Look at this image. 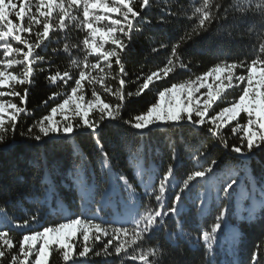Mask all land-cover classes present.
Returning a JSON list of instances; mask_svg holds the SVG:
<instances>
[{
    "label": "trees",
    "instance_id": "1",
    "mask_svg": "<svg viewBox=\"0 0 264 264\" xmlns=\"http://www.w3.org/2000/svg\"><path fill=\"white\" fill-rule=\"evenodd\" d=\"M36 1H29L32 9L36 7L32 5ZM218 2L227 11L222 9L219 18L200 30L197 28L198 20L194 10L201 6L202 0H150V7L134 26V29L140 31H133L132 41L122 54L127 76L125 102L120 118L103 124L95 134L86 127H80L73 134L44 138L43 142H38L30 138L28 129L47 115L53 106L51 103L46 106L44 102L52 93H58L56 103L61 102L70 94V87L74 84V80L68 86L60 81L53 86L47 77L57 71L61 74L69 71L72 77L78 78L79 70L85 64L82 47L68 53L63 51L66 44L76 45L83 40L85 31L79 27L80 20L69 22L66 29H58L55 25L59 23V8L54 7L49 20L54 23V29L45 41L46 46L35 49L36 56L43 60L34 64L30 83L19 85L9 81L2 86L5 91L4 100L27 109L26 113L17 117L14 131L9 119L5 121L7 131L3 133V141H0V231H9L17 252L19 241L25 234L77 216L93 220L109 229H131L134 221L113 223V220L122 221L135 213L143 214L148 209L160 207L155 196L150 193L158 189L170 164L174 167V173L168 183L165 211L192 171L207 168L212 161H216L218 166L207 180L198 178L184 190L180 216L168 217L165 227L156 231L152 239L130 245L120 256H96V252H100L107 243L105 238L103 242H91L92 251L86 258H79L78 252L82 250L84 242L78 233L70 241L74 244V256L77 260L86 261V264H139V260L133 261L131 257H139L142 252L162 243L163 254L158 252L156 256L150 257V264H253V252L258 253L260 264H264V150L256 149L244 157L232 152L231 147L240 145V136L243 134L232 132L236 122H230L221 129L222 140L206 134L207 127L211 125L201 129L183 123L179 126H151L146 130H135L125 123L135 115L144 113L150 104L156 102L158 92L172 82L194 79L220 62L250 63L257 58L261 44H264V17L259 13H249L247 18L242 19L235 9L237 0ZM260 2L264 3V0ZM64 3L67 4V0ZM135 7L139 9V0H136ZM212 11L215 12L216 8L213 7ZM72 14L83 18L82 9H73ZM111 15L112 18H120L118 14ZM12 19L15 21L16 18ZM161 19L165 23H160ZM23 23L27 26V19ZM108 23L110 21H103L97 26L106 27ZM37 31H42V28L34 27L31 33L21 35L35 45ZM189 35L191 39L187 38ZM180 37L185 38L180 57L188 67L177 68L167 81L156 82L146 95L129 97L128 93L137 91V77L163 67L170 56L171 45L177 43ZM7 42L27 51L25 45L11 38ZM3 43L0 41V63L5 60ZM161 44L166 47L161 48ZM106 45L111 46L109 43ZM154 48L158 51L153 52ZM8 58L23 59L15 53H10ZM73 61H77L80 68ZM87 63H96L94 54L88 57ZM101 67L105 66L101 63ZM24 69L25 64L21 63L13 64L8 71L21 75ZM90 71L93 76L104 77L101 83L95 85L101 99L111 106L119 103L118 97L103 91L104 83L112 89L119 87V77L116 76L119 68L115 60L112 61L111 71ZM237 74L244 73L238 69ZM82 84L85 100L92 99L93 85L87 80ZM25 88L28 89L26 103L21 105L19 98L9 93L15 91L23 95ZM240 92V88H234L227 90V94L222 93L223 98L228 96L229 99L218 100L216 111L238 98ZM98 115V112L90 113V118L95 120ZM56 120L64 122L63 117ZM246 121V114L241 113L239 124L244 125ZM72 122L77 124L79 120L73 118ZM37 134L38 131H34L31 135ZM97 136L103 145L102 150L97 147ZM225 141L227 148L224 147ZM205 151L208 152L207 157L201 158V153ZM119 176L126 177L131 188L125 187L123 181H118ZM233 178L238 183L234 186L230 201L225 200L223 186ZM145 185L150 187L145 189ZM217 190L220 192V200L216 199ZM146 191L149 194H145ZM206 191L207 206L201 212L198 206ZM106 192L107 202L101 203L102 194ZM229 203L231 213L227 223L217 234L213 251L206 253L198 237L202 231L210 230L219 211ZM250 209L253 210L251 216L248 211ZM135 219H139V216L136 215ZM25 221H28L26 226L16 227L18 224L24 225ZM178 223L182 228H178ZM177 232L183 234L177 237ZM168 233H172L171 239ZM10 256L11 253L2 264H8ZM30 259L34 260L35 256ZM48 264H65L56 246L50 249Z\"/></svg>",
    "mask_w": 264,
    "mask_h": 264
},
{
    "label": "snow or ice",
    "instance_id": "2",
    "mask_svg": "<svg viewBox=\"0 0 264 264\" xmlns=\"http://www.w3.org/2000/svg\"><path fill=\"white\" fill-rule=\"evenodd\" d=\"M136 0H39L36 5V12L31 11V6L25 0H0V41H4L3 48L5 60L3 64L6 67H11L13 64H25V69L20 76L14 75L10 71L0 70V86L7 85L9 81L13 84L24 85L30 83V79L34 74V64L42 62L43 58L36 56L35 49L41 46H46L45 41L50 37V31L54 29V23H50V17L53 9L59 8V23L55 25L58 29H66L69 22L80 20L79 27L85 31L83 40L76 45H65L63 51L68 53L70 50H79L81 47L85 52V64L79 70L78 78L72 77L69 71H57L55 74L47 77L50 85H56L63 81L65 86L69 85L70 81L74 80V84L70 87V94L61 102L56 103L59 96L58 93H52L44 102L46 106L51 103L53 106L49 108L48 114L42 116L33 127L28 129V135L31 139L43 142L44 138L53 136H67L73 134L76 129L86 127L93 134L105 123L115 121L120 118V112L125 102L124 88L126 86L125 77L127 73L124 70L122 62V54L127 49L133 38V31L139 32L140 29H134L135 23L142 20V14L150 7V0H139V9L135 7ZM213 7L216 11L213 12ZM46 9V10H42ZM80 11L82 9V19L73 15L72 10ZM224 9L223 4L213 2V0H202L201 6L196 7L195 17L198 20L197 28L205 29L212 21L219 18L220 11ZM235 9L239 16L244 19L249 13H259L264 17V3L260 0H237ZM100 14H97V13ZM111 14H118L120 18H112ZM15 16V21L12 17ZM27 18V26L24 25V20ZM67 18V19H66ZM227 20V17H225ZM103 21H110L106 27L97 26ZM150 23L149 21H144ZM160 23H165L161 19ZM42 28V31L35 33L36 43L31 44L21 33H31L33 28ZM195 31L193 35H195ZM8 38L25 45L27 51L20 47H13L8 43ZM191 39L189 35L187 37ZM110 42L111 48H106L105 45ZM185 43V38L180 37L177 43L171 45L170 56L166 64L137 77V91L128 93L129 97L146 95L147 91L158 81H167L170 74L174 73L177 68L186 69L188 66L181 60L180 49ZM161 48L166 45L161 44ZM157 52L158 49H152ZM10 53H15L23 57L22 60H14L8 58ZM54 54H56L54 52ZM95 55L96 63H87L90 55ZM115 60V65L119 68L116 76L119 77V87L112 89L107 83L103 84L104 93H110L118 97L119 103L111 106L105 103L101 96L97 94L95 85L101 83L104 79L102 76H93L90 70L98 72L111 71L112 61ZM78 68L80 65L77 61H73ZM101 63L105 67H101ZM240 69L244 74H237ZM116 77L114 76L113 79ZM211 78L212 83H208ZM88 81L93 85L92 99L85 100L83 95L82 82ZM142 81V83L140 82ZM240 88L241 92L238 98L232 100L227 106L216 111L218 100H223V94H227L226 90ZM201 89H206L202 92ZM28 89H24V94L19 92H11L9 95L18 97L20 104L26 103ZM4 93L0 92V96ZM167 98V103L164 101ZM25 107H20L11 101L0 99V141H3V133L7 131V126L4 119V113H9L8 122L11 124L13 131L16 127L17 117L21 113H26ZM71 112L72 118L65 113ZM98 112V118L93 120L90 118V113ZM215 113V114H213ZM241 113L246 114L247 121L244 125H240L238 118ZM60 114L63 117V123L56 120L54 117ZM73 118H78L79 123L74 124ZM236 122V127L232 128V132L237 134L242 132L240 136V145H233L231 151L244 157L245 154L251 155L254 150H264V44H261L260 53L256 59L249 62H220L209 68L194 79H188L184 82H172L169 86L158 92V99L155 103L150 104L147 110L139 115H135L130 120L125 121L132 129L146 130L151 126H179L183 123L191 125L193 128L199 127L204 129L207 127L206 134H210L218 139H223L221 129L229 124ZM34 131L39 134L31 135ZM24 135V133H21ZM99 149H103V145L99 143V137H96ZM224 147L227 148V142H224ZM106 155V154H105ZM208 152L201 153V158L207 157ZM217 162L212 161L207 168L202 170L192 171L190 175L183 181V188L177 191L171 199L170 206H167L165 211V201L168 191V183L173 177L174 167L169 165L165 175L160 180L158 189L154 190L150 195L155 196V201L160 207L148 209L143 214L135 213L127 219L113 220V223H130L134 221L133 228H107L100 223H94L93 220H85L79 216L68 218L64 222L58 223L55 226L43 227L42 230L25 234L19 241V251H16L12 238L7 229L0 231V264L9 256L8 264H48L50 249L56 246L57 250L62 253V259L65 264H86V261L77 260L73 253L74 244L70 243L73 238L79 233L84 242L82 250L78 252L79 258H86L92 251L91 242H103L107 238V243L104 244L100 252H96V256H120L124 254L130 245L142 243L145 239H152L156 231L165 227V221L168 217H179L183 205L181 203L182 195L185 189L190 187V182L200 178L207 180L208 176L215 172ZM118 181H123L125 187L131 188L126 177L119 176ZM238 180L233 178L230 183L223 186V199L229 200L233 194L234 186ZM150 185H145V189ZM175 187V185H173ZM158 192V194H157ZM145 194H149L146 193ZM108 193L102 194L101 203H106ZM207 191L202 194V200L199 207L201 212L206 210L207 206ZM216 199L220 200V192L217 190ZM131 207H135L132 205ZM249 216L253 210H248ZM231 213L230 203L219 211L215 217V222L211 225L210 230H204L198 237V242L202 241L206 253L213 251V243L217 239V234L225 227L228 216ZM6 215V213H5ZM138 215L139 219H135ZM95 218V215H94ZM35 219V218H34ZM24 225H16V227H24ZM178 228L182 225L178 223ZM94 230V231H93ZM182 232H177L176 236L182 235ZM169 238H172V233H168ZM38 244V247H37ZM164 245L158 243L153 248L146 252H142L139 257L132 256L133 261L139 260V264H150V257H154L158 252L162 255ZM35 259H30L31 256ZM253 264H260L258 253H252Z\"/></svg>",
    "mask_w": 264,
    "mask_h": 264
},
{
    "label": "rangeland",
    "instance_id": "3",
    "mask_svg": "<svg viewBox=\"0 0 264 264\" xmlns=\"http://www.w3.org/2000/svg\"><path fill=\"white\" fill-rule=\"evenodd\" d=\"M27 1H28L27 3H29L30 0H27ZM14 2H15V0H14ZM38 3H39V0H37L36 2H33L32 5H35V6H36ZM29 4H30V3H29ZM30 6H31V4H30ZM42 10H45V9H42ZM31 11H32L33 13H35V12H36V7H35L34 9L31 8ZM13 17L15 18V16H13ZM25 19H27V18H25ZM109 44H110V42H109ZM105 47H106V48H111V46H107V45H105ZM8 69H9V67H6V66L3 64V61H2V62L0 63V70L8 71ZM17 76H20V75H17ZM208 83H212L211 78H209ZM228 90H229V89H228ZM201 91L204 92V91H206V89H201ZM226 91H227V90H226ZM0 92H3V93L5 94V91H4V89H3L2 86H0ZM3 97H4V95H3V96H0V99L4 100ZM228 99H229V98H228V96H227L226 98H223V100H221V101H227ZM4 101H6V100H4ZM164 103H165V104L167 103V98H166V100L164 101ZM218 111H219V110H218ZM213 114H215V113H213ZM3 115H4V119H5V121L9 119V113L6 112V113H4ZM64 115L72 116L71 112L65 113ZM60 117H62V116H61L60 114H57L54 118H55V119H58V118H60ZM229 123H230V122H229Z\"/></svg>",
    "mask_w": 264,
    "mask_h": 264
}]
</instances>
